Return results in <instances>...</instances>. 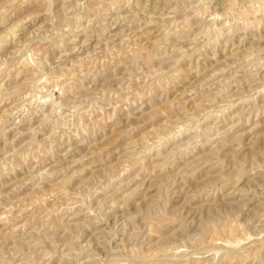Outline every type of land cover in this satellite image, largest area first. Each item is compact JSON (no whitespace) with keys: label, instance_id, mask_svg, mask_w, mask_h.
<instances>
[{"label":"rangeland","instance_id":"obj_1","mask_svg":"<svg viewBox=\"0 0 264 264\" xmlns=\"http://www.w3.org/2000/svg\"><path fill=\"white\" fill-rule=\"evenodd\" d=\"M0 264H264V0H0Z\"/></svg>","mask_w":264,"mask_h":264}]
</instances>
